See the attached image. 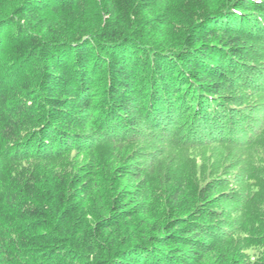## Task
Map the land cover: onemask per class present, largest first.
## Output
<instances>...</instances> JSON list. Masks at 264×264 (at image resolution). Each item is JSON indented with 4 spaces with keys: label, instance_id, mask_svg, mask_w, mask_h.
Returning <instances> with one entry per match:
<instances>
[{
    "label": "trees",
    "instance_id": "16d2710c",
    "mask_svg": "<svg viewBox=\"0 0 264 264\" xmlns=\"http://www.w3.org/2000/svg\"><path fill=\"white\" fill-rule=\"evenodd\" d=\"M0 264H264V0H0Z\"/></svg>",
    "mask_w": 264,
    "mask_h": 264
},
{
    "label": "rangeland",
    "instance_id": "374dc122",
    "mask_svg": "<svg viewBox=\"0 0 264 264\" xmlns=\"http://www.w3.org/2000/svg\"><path fill=\"white\" fill-rule=\"evenodd\" d=\"M182 123V122H181Z\"/></svg>",
    "mask_w": 264,
    "mask_h": 264
}]
</instances>
